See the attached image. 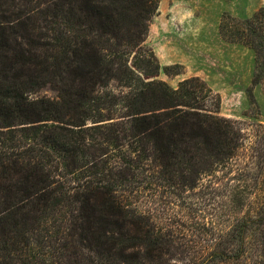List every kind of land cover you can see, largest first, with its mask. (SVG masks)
Returning a JSON list of instances; mask_svg holds the SVG:
<instances>
[{
    "label": "trees",
    "instance_id": "16d2710c",
    "mask_svg": "<svg viewBox=\"0 0 264 264\" xmlns=\"http://www.w3.org/2000/svg\"><path fill=\"white\" fill-rule=\"evenodd\" d=\"M34 2L0 0V264H264V125L222 117L198 77L155 80L159 0ZM220 34L254 52L264 93V9ZM143 163L147 212L124 195ZM164 193L210 219L167 225Z\"/></svg>",
    "mask_w": 264,
    "mask_h": 264
},
{
    "label": "rangeland",
    "instance_id": "374dc122",
    "mask_svg": "<svg viewBox=\"0 0 264 264\" xmlns=\"http://www.w3.org/2000/svg\"><path fill=\"white\" fill-rule=\"evenodd\" d=\"M40 15H53L52 0H35L34 9ZM264 9V0H159L158 10L151 18L144 46L153 52L159 66L155 80L169 88L178 89L186 79H202L221 97L220 115L240 121L246 131L264 125V93L253 84L255 54L240 44L229 42L220 34L222 17L227 14L245 19ZM147 71V68H145ZM141 76V77H140ZM137 77L146 81L140 73ZM111 92L126 90L113 82ZM57 93L49 86L32 98L56 99ZM88 125H93L88 121ZM133 170L130 188L124 195L134 208L147 212V167ZM123 193V192H122ZM160 217L167 225L193 224L198 215L210 219L212 209L198 204L195 194L176 196L164 193ZM181 198V201H180ZM182 203V204H181ZM181 205V206H179ZM216 207V206H215ZM219 221H224L221 217ZM167 256L169 264H179Z\"/></svg>",
    "mask_w": 264,
    "mask_h": 264
}]
</instances>
